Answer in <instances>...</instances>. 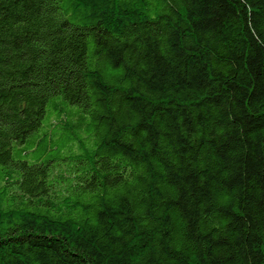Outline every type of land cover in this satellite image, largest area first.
<instances>
[{"label":"trees","instance_id":"trees-1","mask_svg":"<svg viewBox=\"0 0 264 264\" xmlns=\"http://www.w3.org/2000/svg\"><path fill=\"white\" fill-rule=\"evenodd\" d=\"M0 264H264V0H0Z\"/></svg>","mask_w":264,"mask_h":264}]
</instances>
